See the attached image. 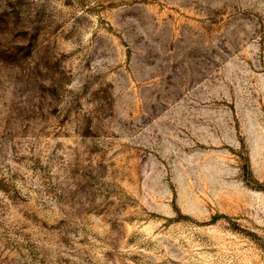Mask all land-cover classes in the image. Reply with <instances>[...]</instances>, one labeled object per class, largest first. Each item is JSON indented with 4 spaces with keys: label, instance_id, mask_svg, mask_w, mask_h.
<instances>
[{
    "label": "rangeland",
    "instance_id": "rangeland-1",
    "mask_svg": "<svg viewBox=\"0 0 264 264\" xmlns=\"http://www.w3.org/2000/svg\"><path fill=\"white\" fill-rule=\"evenodd\" d=\"M0 264H264V0H0Z\"/></svg>",
    "mask_w": 264,
    "mask_h": 264
}]
</instances>
